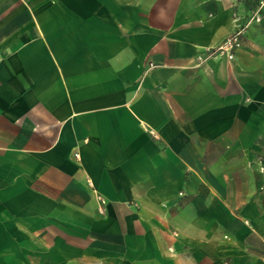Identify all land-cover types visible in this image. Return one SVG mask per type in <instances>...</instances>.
Wrapping results in <instances>:
<instances>
[{
  "label": "crops",
  "instance_id": "obj_1",
  "mask_svg": "<svg viewBox=\"0 0 264 264\" xmlns=\"http://www.w3.org/2000/svg\"><path fill=\"white\" fill-rule=\"evenodd\" d=\"M0 264H264V0H0Z\"/></svg>",
  "mask_w": 264,
  "mask_h": 264
},
{
  "label": "built area",
  "instance_id": "obj_2",
  "mask_svg": "<svg viewBox=\"0 0 264 264\" xmlns=\"http://www.w3.org/2000/svg\"><path fill=\"white\" fill-rule=\"evenodd\" d=\"M255 21H259V15L253 17ZM244 27L236 29L230 35L226 36L220 43L214 47L207 48L205 50L206 57L211 56H224L226 59L231 60L234 57V51L240 47V37ZM78 154L74 153V157Z\"/></svg>",
  "mask_w": 264,
  "mask_h": 264
}]
</instances>
